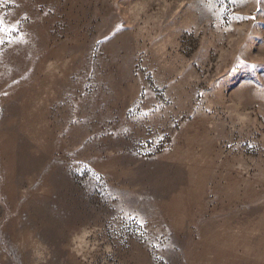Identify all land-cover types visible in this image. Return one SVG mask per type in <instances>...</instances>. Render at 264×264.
Wrapping results in <instances>:
<instances>
[{
	"label": "rangeland",
	"instance_id": "1",
	"mask_svg": "<svg viewBox=\"0 0 264 264\" xmlns=\"http://www.w3.org/2000/svg\"><path fill=\"white\" fill-rule=\"evenodd\" d=\"M0 264H264V0H0Z\"/></svg>",
	"mask_w": 264,
	"mask_h": 264
}]
</instances>
